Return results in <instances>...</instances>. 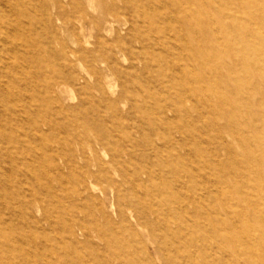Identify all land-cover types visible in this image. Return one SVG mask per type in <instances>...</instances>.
<instances>
[{
	"label": "rangeland",
	"instance_id": "obj_1",
	"mask_svg": "<svg viewBox=\"0 0 264 264\" xmlns=\"http://www.w3.org/2000/svg\"><path fill=\"white\" fill-rule=\"evenodd\" d=\"M44 4L0 0V264H264V0Z\"/></svg>",
	"mask_w": 264,
	"mask_h": 264
},
{
	"label": "bare ground",
	"instance_id": "obj_2",
	"mask_svg": "<svg viewBox=\"0 0 264 264\" xmlns=\"http://www.w3.org/2000/svg\"><path fill=\"white\" fill-rule=\"evenodd\" d=\"M51 1V7L55 13V19L57 22H59L62 26L67 27V22L72 21L75 24H79L82 23V19L83 18H88V22L90 23V26L94 24L97 26V28L100 30L101 28L105 30H109V32H111L110 30H114L113 29V24L112 22L114 21L111 17L113 16V6H106L105 9H103V11L101 12L100 16H98L96 19H99V22H96L94 17L89 18L88 14H85L83 12V10L81 9L80 6V0H50ZM5 2V1H4ZM7 2V1H6ZM40 5L45 8V15H46V19L48 20V16H47V7L44 4V0H39ZM40 6V7H41ZM9 12V11H8ZM53 14V13H52ZM104 25L107 26L104 28ZM6 28H8L9 31H11L12 33H16L17 29L15 28V25L13 24V22L8 21L6 24ZM83 28V27H82ZM103 32V31H102ZM108 33V32H107ZM114 33V31H113ZM115 34V33H114ZM104 35V34H102ZM108 35V34H106ZM92 36V35H90ZM104 37V36H103ZM120 37V36H119ZM116 38V37H115ZM97 41L93 47V49L91 50H86V49H81V50H70V55L65 51L64 49V45L62 43V41L58 40V44H59V53L62 55V57L64 59H66L68 61L67 58L72 57L74 59L77 60L78 66L80 68H82L81 70L87 75L86 78L88 77H92L93 75H95L96 71H91L90 68L87 66L86 62H85V57L84 54L88 53L90 55V64L96 66V70L98 71L101 70L100 67H103L106 63H105V58H106V50H105V45L109 47V50L114 52L113 49H122L121 45H120V40L119 38L112 40L113 42V48L110 45V42L108 43L107 41L105 42L102 38L101 35H97L96 37ZM54 42V41H53ZM57 42V41H56ZM51 50L55 51L54 46L51 44L50 46ZM107 48V47H106ZM79 49V48H78ZM14 51V50H13ZM122 51V50H121ZM120 51V52H121ZM70 62V61H68ZM107 69L109 68V65H106ZM113 69V68H112ZM106 72V71H105ZM175 72V71H174ZM182 72V71H181ZM109 73V72H108ZM104 74V73H103ZM66 76H68L66 74ZM98 76V75H97ZM108 74L105 75V80L108 81ZM69 80L72 79L70 76ZM91 79V78H90ZM101 77H98V80L95 83V86L97 88H101V86L99 85ZM80 80V79H79ZM89 80V79H88ZM88 82V81H87ZM107 86L111 87V84L109 82H106ZM192 83V82H191ZM87 86V85H85ZM192 87V86H191ZM99 139V138H98ZM106 140V139H105ZM8 143V141H7ZM122 147V146H121ZM5 151V154L9 157V159L12 160V155H11V151L8 147L3 148ZM131 149V148H130ZM138 162V161H137ZM98 174V172H94L91 171L90 172V176L91 177H96ZM105 175V174H104ZM179 181V180H178ZM114 183V181H113ZM172 186V185H171ZM135 187V186H134ZM142 187V186H141ZM200 187V186H199ZM130 189V188H129ZM135 189V188H134ZM188 193V192H187ZM157 195V194H156ZM141 198V197H140ZM198 198V197H197ZM142 199V198H141ZM175 206V205H174ZM148 207V206H147ZM164 207V206H163ZM183 209V208H182ZM155 211V210H154ZM148 214V213H147ZM190 224V223H189ZM204 226V225H203ZM159 234V233H158ZM25 245V244H24ZM153 246V245H152ZM217 260V259H216ZM10 261V260H9Z\"/></svg>",
	"mask_w": 264,
	"mask_h": 264
}]
</instances>
